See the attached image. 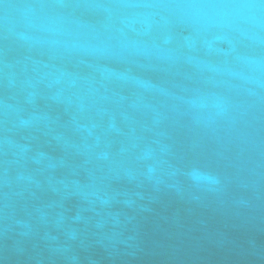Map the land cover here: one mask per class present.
Returning <instances> with one entry per match:
<instances>
[{
    "label": "water",
    "instance_id": "water-1",
    "mask_svg": "<svg viewBox=\"0 0 264 264\" xmlns=\"http://www.w3.org/2000/svg\"><path fill=\"white\" fill-rule=\"evenodd\" d=\"M0 264H264V0H0Z\"/></svg>",
    "mask_w": 264,
    "mask_h": 264
}]
</instances>
